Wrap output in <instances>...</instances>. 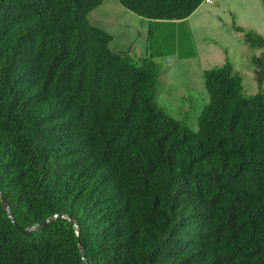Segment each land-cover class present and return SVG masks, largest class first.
<instances>
[{"label":"trees","instance_id":"obj_1","mask_svg":"<svg viewBox=\"0 0 264 264\" xmlns=\"http://www.w3.org/2000/svg\"><path fill=\"white\" fill-rule=\"evenodd\" d=\"M105 1L0 0V264H264V54L251 96L229 61L202 72L193 131L152 56L88 22ZM117 1L149 21L204 2Z\"/></svg>","mask_w":264,"mask_h":264},{"label":"rangeland","instance_id":"obj_2","mask_svg":"<svg viewBox=\"0 0 264 264\" xmlns=\"http://www.w3.org/2000/svg\"><path fill=\"white\" fill-rule=\"evenodd\" d=\"M223 1L225 2L208 21H203L196 14L188 21L179 20L181 23L162 21L153 24L149 31L146 30L148 53L158 56L159 68L166 70L164 79H159L162 80L160 85L163 87L157 92L155 102L173 118L186 122L193 131L197 130V118L208 103L202 73L200 74L202 64L199 63H202V59H206L208 54L215 53H212L209 47L216 46L221 54L219 56L214 54L215 60L224 59V62L231 63L233 70L242 79L243 92L246 96L259 91L251 58L262 56L264 49L247 46L243 33L236 32L231 26H239L241 29L263 36V5L260 0ZM227 4L233 12L231 17L226 12ZM120 9L128 13L124 8ZM91 21L98 22L103 28L109 26L106 24L105 14L100 9L92 13ZM129 26L130 23L126 32H124L126 29L118 24L108 29L115 37L117 47H111L114 52L120 48L125 50L129 48V41L137 33ZM142 42V38L137 39L135 47L141 46ZM261 91L264 92V81ZM184 103L190 105L187 111L184 110Z\"/></svg>","mask_w":264,"mask_h":264},{"label":"crops","instance_id":"obj_3","mask_svg":"<svg viewBox=\"0 0 264 264\" xmlns=\"http://www.w3.org/2000/svg\"><path fill=\"white\" fill-rule=\"evenodd\" d=\"M224 2L225 1H223V0H213L211 3L203 2L189 17H187L186 19H183V20L188 21L193 16L198 14V17L200 16L203 21H205V20L208 21L212 15H215V11L218 10L219 7ZM120 8H123V7L118 3L117 0L116 1L107 0L104 3H102L99 7H97L96 9H94L93 11H91L89 13L88 22L91 25L104 30L105 32L106 31L109 32L108 29L115 26V24H118L120 27L122 26V28L124 27L126 29L124 32H126L127 28H128V23H130L129 27H132L134 32H137V33H135L133 35L132 39L129 41V43H128L129 48H127V50L120 48L116 52H114V50L111 49V47H117L115 44V37L112 33L109 32V34L112 37V40H111L110 45H109L111 51L114 53L125 52L136 62H140L145 57L152 56L154 62H156V64H158L159 57L153 56L151 53H148L149 50H148V46L146 43V38H147L148 34H147L146 30L149 31L153 24L162 23V21H149L146 19H142V18L130 13L129 11H126L128 13H124L123 10ZM97 9L102 10V12L105 14L106 24L109 25L107 28L101 27L100 24H98V22L91 21L92 13ZM124 10H126V9H124ZM226 12H227L228 16L232 15V13H233L232 10L230 9L229 5L226 8ZM181 22L182 21H178V23H181ZM231 28L234 30V26H231ZM236 32H238V31H236ZM238 33H241V32H238ZM141 38L143 39V42H142L143 44L141 46L135 47L136 46V40L141 39ZM209 48H210L209 50L213 51L212 53L215 52L214 54H216L218 56L221 55L219 50L216 49V46H212ZM214 54H212V55L208 54L206 59L203 58L202 59L203 62L199 63L200 65L202 64V66H201L202 68L200 69V74L206 69H209V68H212L215 66H220L224 63V59L223 60H215L213 58ZM165 75H166L165 68H161L159 70L158 89L156 91V94L163 87L160 85L162 80L159 81V79H164ZM184 104H185L184 110L187 111L189 109L190 105H188V103H184Z\"/></svg>","mask_w":264,"mask_h":264},{"label":"water","instance_id":"obj_4","mask_svg":"<svg viewBox=\"0 0 264 264\" xmlns=\"http://www.w3.org/2000/svg\"><path fill=\"white\" fill-rule=\"evenodd\" d=\"M3 205H4V208H5V211H6L7 215H8V217L12 220L11 212H10V210L8 208V205L4 201H3ZM19 230L21 232H28L29 231V229L28 230H23V229H20V228H19ZM81 256H82V259H83L84 264H86V261L84 260V254H83V251L82 250H81Z\"/></svg>","mask_w":264,"mask_h":264},{"label":"built area","instance_id":"obj_5","mask_svg":"<svg viewBox=\"0 0 264 264\" xmlns=\"http://www.w3.org/2000/svg\"><path fill=\"white\" fill-rule=\"evenodd\" d=\"M213 0H204L205 3H211Z\"/></svg>","mask_w":264,"mask_h":264}]
</instances>
